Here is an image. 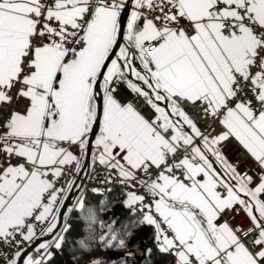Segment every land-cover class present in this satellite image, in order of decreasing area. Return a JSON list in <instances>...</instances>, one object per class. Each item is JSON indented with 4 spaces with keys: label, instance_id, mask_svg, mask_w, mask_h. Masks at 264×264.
<instances>
[{
    "label": "snow or ice",
    "instance_id": "1",
    "mask_svg": "<svg viewBox=\"0 0 264 264\" xmlns=\"http://www.w3.org/2000/svg\"><path fill=\"white\" fill-rule=\"evenodd\" d=\"M81 173L131 217L83 229L80 251L95 235L124 253L85 264H151L145 228L172 264H264V0H0V264H52ZM77 210L98 222L83 195Z\"/></svg>",
    "mask_w": 264,
    "mask_h": 264
},
{
    "label": "trees",
    "instance_id": "2",
    "mask_svg": "<svg viewBox=\"0 0 264 264\" xmlns=\"http://www.w3.org/2000/svg\"><path fill=\"white\" fill-rule=\"evenodd\" d=\"M83 196L85 197V205L87 207H92L96 211L97 221L96 223H86L85 221L79 219V211H74L72 213H65L64 219H68V223L71 225V230L68 232L66 237V243L63 247L62 252L55 255L52 264H73L74 258L82 257V259L76 260L75 264H85L87 260L93 258H100L107 261H112L120 256H123V252L115 251H105L99 244H95L94 241L97 238L95 235L91 237L94 250L90 252H82L75 245V241L78 238H85V232L83 229L89 228L94 233L103 234L99 227V222H110L111 219L116 220V228L119 230L122 221H128L131 219L126 208L122 206V201L126 198L121 194V190H115L108 194L96 193L92 191H86ZM76 202V196L73 197L72 204L68 208H71ZM111 205L110 210L105 209V205ZM151 228H145L137 232L136 236L133 238V243L140 241V249L144 250L146 248H153L151 256V264H172V259L170 256H166L159 253L153 246L151 241ZM75 249V250H74ZM55 251V250H54ZM129 252L136 251L135 248L129 247L127 249ZM138 258L137 264H139Z\"/></svg>",
    "mask_w": 264,
    "mask_h": 264
},
{
    "label": "built area",
    "instance_id": "3",
    "mask_svg": "<svg viewBox=\"0 0 264 264\" xmlns=\"http://www.w3.org/2000/svg\"><path fill=\"white\" fill-rule=\"evenodd\" d=\"M121 97L122 99H125V100L128 99V96H125L123 94V90H121ZM216 131H219V128H217ZM212 134H215V133H212ZM224 143L227 145V147H223V154L227 157V159L231 163L235 165L237 164L238 161H245V162L239 163V167H238L239 172L243 174L249 171V169H251L249 174L255 175V171H256L255 162L248 158L247 153L242 148V146L239 145L238 142L232 138H230L229 141L224 142ZM88 171L91 172L90 169H88ZM91 174H94V172H91ZM82 181H83V184H82L83 186L81 187V189L78 190V193L75 195L76 197L83 195L86 191H91V189L93 188L104 189L102 194H108L115 190H121L120 186L118 185L117 186L107 185V184L102 185L99 183V180H90L86 176L84 180ZM108 188H112V191H107ZM237 209H240L239 205H237ZM227 216L230 221V224L233 227H238L241 229L239 233L241 236L247 237L249 235V232L251 231V226L248 221L247 214L244 210H239L238 214H236L235 212H229Z\"/></svg>",
    "mask_w": 264,
    "mask_h": 264
},
{
    "label": "water",
    "instance_id": "4",
    "mask_svg": "<svg viewBox=\"0 0 264 264\" xmlns=\"http://www.w3.org/2000/svg\"><path fill=\"white\" fill-rule=\"evenodd\" d=\"M89 163V161H85V165L87 166V164ZM85 171H88V168L86 167L85 168ZM85 178V175L83 173H81L80 177H79V181L80 179L84 180ZM82 184H83V181H81ZM81 189V187H77L73 189V192L71 194H69V199L67 201H65V208L64 209H61V220L63 221L64 219V216H65V213H66V209L71 206L72 204V200H73V197L78 193V190ZM42 239H48V237H43ZM40 241H36V244H38ZM36 244L33 245V247L36 246Z\"/></svg>",
    "mask_w": 264,
    "mask_h": 264
},
{
    "label": "crops",
    "instance_id": "5",
    "mask_svg": "<svg viewBox=\"0 0 264 264\" xmlns=\"http://www.w3.org/2000/svg\"><path fill=\"white\" fill-rule=\"evenodd\" d=\"M217 168L219 169V165H217ZM82 181V179H80V182Z\"/></svg>",
    "mask_w": 264,
    "mask_h": 264
}]
</instances>
